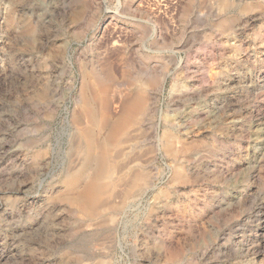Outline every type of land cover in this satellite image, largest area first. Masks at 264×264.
Returning a JSON list of instances; mask_svg holds the SVG:
<instances>
[{
  "label": "rangeland",
  "instance_id": "1",
  "mask_svg": "<svg viewBox=\"0 0 264 264\" xmlns=\"http://www.w3.org/2000/svg\"><path fill=\"white\" fill-rule=\"evenodd\" d=\"M0 264H264V0H0Z\"/></svg>",
  "mask_w": 264,
  "mask_h": 264
},
{
  "label": "bare ground",
  "instance_id": "2",
  "mask_svg": "<svg viewBox=\"0 0 264 264\" xmlns=\"http://www.w3.org/2000/svg\"><path fill=\"white\" fill-rule=\"evenodd\" d=\"M144 85H145L144 87H137V89L134 90V94L132 95V97L129 99V101L125 103L124 111L122 112V114L119 115L115 121L111 122L109 83L108 82L99 83V86H100L99 91L96 90L98 91V96H100L102 100V107H101L102 116H100L101 119H99L98 117V113L94 106L93 100L87 94L89 90V85L86 80L83 83V91H82L83 107L82 109L89 120L88 122H90L91 124L90 128L83 129V134L87 137L90 143L89 152L87 153L86 158H85V165L88 169L90 165L92 164V167H90L92 170V173H87L88 175L85 174V184L83 186L82 193L78 197L79 204L82 205L83 207L91 208L92 206L99 204L100 198L102 197V195L105 193L107 189V186L104 185V183H102V180H104L103 178L110 175L111 170H112V165H111L112 161L110 160L109 153L107 152V149L109 148L106 147L105 145L109 143L111 140H114L117 137L118 138L121 137V135L119 134L120 132H122L124 127L127 124H135L138 121V117L140 115L141 116L144 115L147 111L148 95H147V90L145 87L148 85V81H144ZM93 127H98L100 129L107 128L109 130L107 139L102 142L104 143V145H103V148H102L103 150L101 154L93 153V148L97 140L95 137ZM93 164H94V167H93ZM134 179H135V176H134Z\"/></svg>",
  "mask_w": 264,
  "mask_h": 264
}]
</instances>
